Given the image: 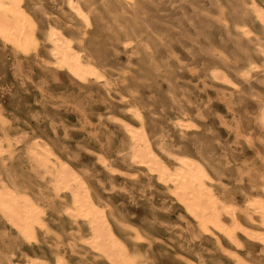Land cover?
I'll return each instance as SVG.
<instances>
[{
    "label": "rangeland",
    "instance_id": "rangeland-1",
    "mask_svg": "<svg viewBox=\"0 0 264 264\" xmlns=\"http://www.w3.org/2000/svg\"><path fill=\"white\" fill-rule=\"evenodd\" d=\"M134 1L131 7L121 0H95L98 12L85 36L86 56L109 80L125 77L119 88L142 111L144 128L155 148L163 143L167 152L202 162L220 182L218 192L233 196L240 206L247 196H263L264 124L260 115L264 110V58L256 52L254 41L258 37L264 44V29L255 18L252 1ZM254 1L264 9V0ZM27 4L42 26L39 33L48 22L56 21L68 38L75 42L80 38V23L64 0H28ZM240 19L252 32L251 40L237 29ZM48 48L47 42L40 41L43 59ZM37 59L28 52L14 53L0 38V107L11 125L9 135L21 137L11 154L0 157V177L31 188L35 197L43 195L41 183L45 182H39L25 154L27 145L38 137L83 175L102 204H108L133 229L151 236L153 250L145 241L136 244L155 258L145 264L204 260L233 264L211 238L197 233L183 209L161 185L156 186L144 168L129 167V136L117 118L136 127L139 124L125 105L105 95L103 81L81 83L64 70L47 71L43 60ZM249 62L255 66L252 76L243 78ZM216 69L225 71L238 87L215 81ZM182 117L196 125L184 138L174 127ZM101 156L115 166L116 173L98 162ZM47 215L51 231L47 235L39 231L37 242L32 243L0 216V264H25L28 257L54 264L56 242L62 243L59 249L71 264H107L90 255L72 254L77 227L54 209L47 208ZM80 227L87 234L86 223L80 222ZM115 227L135 245L128 236L130 229ZM245 237L242 235L241 250L225 239L222 242L249 262L264 264L261 244Z\"/></svg>",
    "mask_w": 264,
    "mask_h": 264
},
{
    "label": "bare ground",
    "instance_id": "bare-ground-1",
    "mask_svg": "<svg viewBox=\"0 0 264 264\" xmlns=\"http://www.w3.org/2000/svg\"><path fill=\"white\" fill-rule=\"evenodd\" d=\"M27 1L0 0V38L3 43L11 48L14 53L18 51L28 52L36 58L42 59L43 62H41L47 71L64 70L81 83L89 82L90 79L103 81L101 84L104 87L105 95L108 98L117 99L125 105L124 107H126L131 119L139 124L136 127L117 118V121L122 123L124 132L129 136V167L138 170L144 168L149 177L153 178L156 186L157 184L161 185L174 204L177 203L183 209L181 210L185 212L186 217H189L195 224L197 233L200 236H205V238H211L220 252L229 254L227 255L231 257L233 264H253L236 251H229L224 246L222 239H225L233 248L241 250L244 248L242 235L243 237L245 235V238L248 239L249 237V239L259 242L264 249V176L261 177L263 179V196H247L244 204L240 206L233 196H225L222 194L223 192H218L217 187L220 182L214 178L211 171L202 162L186 154L167 152L163 143L155 148L152 139L144 128L142 111L130 102L129 98L119 88V84L126 81L125 77L122 76L113 81L109 80L107 74L103 73L93 59L88 58L85 54L87 49H85L84 41L87 29L93 27V15L98 12L95 0H64L70 13L80 23L79 30L81 33L79 32L80 38L76 41L77 43L64 34L62 25L56 21L48 22L45 30L39 33L42 26L35 12L29 9ZM121 1L131 7L136 4L134 0ZM251 1L252 7H249L253 8L255 18L264 29V9L258 6L256 1ZM42 13L46 14L44 9ZM223 22L225 21L223 20ZM237 29L242 36L247 38L252 34L243 19L238 21ZM249 39L248 41L251 40ZM40 41L48 43V52L45 53L46 59H43L40 52ZM254 42L256 52L264 58V44L260 42L258 37L255 38ZM253 65L252 62L248 63V70L242 74L243 78H251V71L255 67ZM213 79L232 88L238 87L222 69H216L213 72ZM224 97L227 95L224 94ZM260 116L264 124V110ZM174 127L184 138L196 125L182 117L176 120ZM10 129L9 120L0 107V157L5 152L11 154V149L20 142L21 137L15 139L9 135ZM162 153L165 154L166 158L163 157ZM25 154L31 170L39 182H45L41 183L44 190L43 195L35 197L32 195L31 188L20 186L13 178L7 181L0 177V216L26 242H37L39 231L45 235L51 231L47 225V208H51L59 216H67L70 225L77 227L78 236L71 247L69 246L72 254L90 255L94 260L102 259L107 264H145L155 260L151 252H142L143 250L140 251L136 245L145 241L147 244L149 243L147 248L153 250L151 236L144 235L139 231V228V230L133 229L123 219L115 215L108 204H102V200L100 201V198L95 197L94 191L83 175L62 160L45 141L34 137V141L27 145ZM98 162L108 172L116 173L115 166L102 156ZM80 222L86 223L87 234L81 230ZM116 224L131 230L132 233L128 236L131 237L134 246L124 239L123 235L116 229ZM73 234L75 235V233ZM68 243L70 244V242ZM61 244V242H56L55 247H53L56 248L54 264H71L64 255L65 252L63 253L59 249ZM80 250H83L84 254ZM200 256L202 257L201 253ZM39 259L28 257L25 264H46L47 260L40 262ZM218 262L220 263V261ZM186 264L218 263H207L204 260L198 263L186 262Z\"/></svg>",
    "mask_w": 264,
    "mask_h": 264
}]
</instances>
